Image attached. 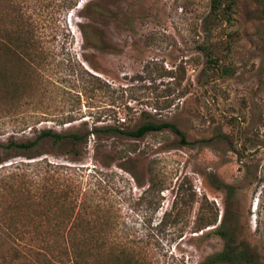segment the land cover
Masks as SVG:
<instances>
[{
	"label": "rangeland",
	"instance_id": "rangeland-1",
	"mask_svg": "<svg viewBox=\"0 0 264 264\" xmlns=\"http://www.w3.org/2000/svg\"><path fill=\"white\" fill-rule=\"evenodd\" d=\"M10 1L56 36L21 107L14 112L0 94V142L43 129L132 127L143 112L172 123L187 144L169 129L137 140L101 134L78 156L46 141L36 159L62 165L60 189L74 187L97 209L86 218L107 219L101 232L139 241L148 264H200L241 243L264 264V0H217L216 12L212 0ZM87 25L102 49L83 42ZM84 70L108 87L78 96L90 86ZM8 155L0 151V167L24 160ZM210 211L217 222L195 231ZM222 221L224 236L213 234ZM53 251L37 264H59Z\"/></svg>",
	"mask_w": 264,
	"mask_h": 264
},
{
	"label": "trees",
	"instance_id": "trees-1",
	"mask_svg": "<svg viewBox=\"0 0 264 264\" xmlns=\"http://www.w3.org/2000/svg\"><path fill=\"white\" fill-rule=\"evenodd\" d=\"M6 1L0 0V96L1 102L9 103L15 112L27 96L24 89L27 80L35 84L37 81L36 85L40 83V70L45 67L50 54L44 44L55 39L56 31L46 34L38 23L21 14L10 0ZM216 1L212 0L213 12L218 8ZM90 3L92 0L87 5ZM73 6L70 4L67 8ZM88 27H80L83 42L102 49L101 36L88 35ZM83 75L90 78V86L80 87L78 96L108 87L99 77L85 70L80 77ZM141 114L144 122L132 127L126 126L123 120L117 124L94 125L84 132L70 130L59 133L43 129L32 139L0 142V151L9 153L3 161L13 157L24 159L0 167V264H37L40 258L49 262L47 255L54 249L57 250L56 263L59 264H148L136 250L139 241H125L101 232L109 226L107 219L86 218L85 212L92 210L93 213L97 209L82 201L74 187L68 185L60 189L62 165L36 159L41 156L36 152L37 148L46 141L62 153L78 156L90 136L98 139L101 134L137 140L146 134L169 129L182 144H187L184 134L174 124L156 123L148 113ZM23 119V124L27 125L28 118ZM75 120L69 117L66 123ZM152 186L151 181L149 189ZM216 222L217 213L210 211L208 216L196 218L194 230H202ZM224 226L225 221H222L213 234L224 236ZM241 247L242 243L239 247H226L206 257L200 264H255Z\"/></svg>",
	"mask_w": 264,
	"mask_h": 264
}]
</instances>
